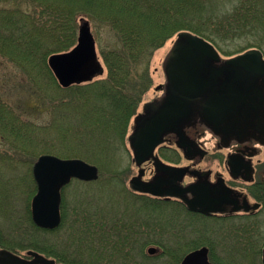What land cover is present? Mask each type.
Instances as JSON below:
<instances>
[{"label":"trees","instance_id":"trees-1","mask_svg":"<svg viewBox=\"0 0 264 264\" xmlns=\"http://www.w3.org/2000/svg\"><path fill=\"white\" fill-rule=\"evenodd\" d=\"M80 16L106 26L117 37L119 46L100 52L106 67L105 78L61 88L46 61L49 55L65 52L76 43V20ZM180 31L206 39L226 57L249 48L263 49L259 42L264 37V0H0V56L23 72L52 112L48 122L35 124L22 119L11 105L0 100V139L16 149L19 157L26 159L23 162L32 163L41 154L80 158L97 165L111 180H119L121 168L116 153L123 149L127 122L134 114L140 95L148 87L136 83L141 77L138 78L133 68L146 54ZM249 37L252 41L246 49L229 51L222 47L226 41ZM7 157L6 153H0V164L12 166L13 159ZM76 184L84 183L78 181ZM250 188L256 192L252 191L251 195L262 200L259 183L255 182ZM147 199L154 212L162 208L159 205L170 202ZM64 204L62 199V221ZM73 213L95 230L94 235L88 236V244L110 246L109 237L97 231L99 221H104L101 211L90 213L87 208L81 211L74 207ZM27 223L26 226L36 230L30 213ZM82 241L83 237L77 244ZM9 243L0 244L9 248ZM116 246L112 244L109 259L97 257L92 264L104 260L112 264L120 261L155 264V257L138 252L135 258L129 250H118ZM56 255L67 264L77 262ZM166 256L173 260L169 264L177 263L178 255Z\"/></svg>","mask_w":264,"mask_h":264},{"label":"water","instance_id":"water-1","mask_svg":"<svg viewBox=\"0 0 264 264\" xmlns=\"http://www.w3.org/2000/svg\"><path fill=\"white\" fill-rule=\"evenodd\" d=\"M47 66L61 88L89 82L102 74L87 19H79L75 45L68 51L49 55ZM162 71L165 80L162 94L143 105L127 137L133 162L139 167L128 182L129 188L155 197L176 198L188 211L206 216L258 207L257 202L249 205L245 197L240 203L226 186H210L209 171L168 165L153 153L165 136L173 134L176 147L186 159L203 158L206 152L185 133L186 128L196 124L209 130L224 146L258 140L264 135L262 52L252 48L221 60L210 42L181 31L163 60ZM148 160H152L154 174L150 180H143L141 165ZM228 164L235 178V164ZM31 175L36 187L30 202L31 220L39 228L53 230L61 222L62 188L71 180H97L98 168L80 158L41 154L31 166ZM185 175L195 181L182 185ZM155 251L154 247L147 250L149 254ZM208 252L207 246H200L187 252L179 264H213ZM31 253L49 262L36 252ZM0 264H21V260L9 250L0 249Z\"/></svg>","mask_w":264,"mask_h":264},{"label":"rangeland","instance_id":"rangeland-1","mask_svg":"<svg viewBox=\"0 0 264 264\" xmlns=\"http://www.w3.org/2000/svg\"><path fill=\"white\" fill-rule=\"evenodd\" d=\"M225 1L229 2L230 0ZM232 1L236 2L238 0ZM80 18L87 19L90 24L98 59L103 67L102 74L96 76L93 80L103 79L106 76V67L103 64L100 52L104 49L118 47V39L106 26L94 24L86 16H80ZM79 19L76 20L77 27ZM175 39L176 35L167 40L161 47L151 51L150 54H146L133 68V72L138 74V78L141 77V80L139 78L136 83L148 87L140 95L134 114L127 122L126 133L122 141L123 149H119V153H116L118 157L116 160L121 168L120 179L117 181L111 180L107 174L99 170L97 165L93 164L98 168L97 180L87 183L82 182L83 185H78L76 184L78 180H73L62 190V199L66 207L63 212V221L55 230L47 231L38 227L33 230L30 226H26L28 225V223L26 224V217L29 216L31 198L35 193L31 166L36 159L32 163L29 160H27L28 163L23 162L26 159L19 157L12 145L0 139V153H6L7 158L11 157L14 162L12 166L7 163L0 164V243L10 242L9 248L1 244L0 248L15 252L34 249L47 255L55 252L65 258L67 257L70 261H77L76 264H92V260L97 257L109 259L111 256L108 253L117 238L114 240L109 238L108 243H110V246L108 247L88 244V236L90 237V234L94 235L95 230L92 231L86 222H81L79 219L81 217L74 215L73 208L79 207L81 211L87 208L90 213L101 211V216L108 220H104L107 221L106 225L108 226L115 223L114 221L118 217L121 218L122 222L125 221V230L127 231L129 228L134 230L138 238L136 244H134L135 250L132 254V257L135 258L138 256V252L148 256L147 249L156 247V252L149 254L150 257L156 258L154 260L155 264H165L166 262L169 264L173 260H170L161 252L163 244L177 248L178 263L186 252L206 243L205 246L208 245L212 248L214 255L212 262L215 264H263L261 247L264 239V223L260 229L262 237L253 235L250 229L247 228V225L253 224L252 221L256 223L258 221L264 222V214H260L261 212L252 216L251 219L242 215L226 218L205 217L188 212L177 201H170L165 206L159 205L158 207L162 208L156 209L154 212L152 211L151 201H148L145 196L133 194L128 188V182L131 177L137 174L138 168L132 160L127 137L132 130L134 116L141 113L145 103L151 102L162 93V85L164 84L162 63ZM251 41V37L233 42L226 41L222 47L223 49H229V51L242 50L246 49ZM259 43L263 48L259 50L262 51L264 57V37ZM218 54L220 58H226L220 50ZM38 94L33 90L32 85L28 83L23 72L0 56V100L11 105L17 113H20L22 119L35 124H44L51 119L52 112L50 107L45 105L44 97ZM200 128L198 140L203 143L207 153L202 159L199 158L195 161L196 168L211 170L212 172H225L223 161L226 150L218 151L215 149V140L208 132L202 133V126ZM258 150V155L253 158V162L260 161L263 166L257 169L254 180L259 176V172L264 171V145H259ZM159 154L167 163H173L177 166H187L189 164V161L184 159L173 142L165 143ZM143 167L146 171L144 175L146 180L152 172V166L146 164ZM188 181L190 179L186 177L183 184ZM229 183L244 188V193H248V199L250 201L255 200V197L251 194H253L252 191L256 192L253 188H250L251 185L236 182ZM33 188L34 191L32 192ZM6 191L8 196H5ZM27 205L28 207H26ZM97 231L103 236L100 230ZM123 234L124 232L121 231L116 237ZM145 236H149V238H145ZM82 237V244H77ZM118 243L116 244L124 246V243ZM149 261L152 260L149 259ZM124 263L119 262V264ZM99 264H112V262L104 260ZM115 264H118V262H115Z\"/></svg>","mask_w":264,"mask_h":264},{"label":"flooded vegetation","instance_id":"flooded-vegetation-1","mask_svg":"<svg viewBox=\"0 0 264 264\" xmlns=\"http://www.w3.org/2000/svg\"><path fill=\"white\" fill-rule=\"evenodd\" d=\"M200 127H201L200 125L196 124L195 126L186 128L185 132L190 138L196 140L197 143L204 149L203 143L198 140L200 137L199 136L200 135L199 132L201 130ZM204 132H208L212 136V138L215 140V149H217L218 151L226 150L225 158L223 161V166H224L225 172H220V171L212 172L211 170H200V169L196 168L195 161L199 158L190 160L189 164L187 166L190 169H197L200 171H209V175H208L207 179H208L210 186H215L217 188L221 187V186H226V187L232 189L233 190L232 193L235 194V196L237 197V199L239 200L240 203L244 197L246 198V200L248 201V203L250 205H253L256 202L259 203V206L256 207L255 209H249L247 211L241 210L238 212L222 213V214L214 213V214H210L209 217L226 218V217H232L235 215H242L248 219H251L252 216H254L255 214H259L260 212H261L260 214H264V203H263L264 202V171L259 172L260 173L259 176L254 180L255 173H256L257 169L258 168L260 169L261 166H263V165L260 163V161L253 162V158L256 157L258 155V152H259L258 146L264 145V135H260L258 137V140L251 139V140L245 141L243 143L231 142L228 144V146H224L223 144L220 143L219 139L216 138L214 135H212V133H210L207 129L203 128L202 133H204ZM172 142L175 143V136L173 134H170L164 138L162 145H160L156 148L155 154L158 155L162 159V161H164V159L162 158L161 154H159L162 146L165 143H172ZM174 153L176 154V152H174ZM206 153H207V151H206ZM228 162L235 164V166H233V168H234L233 173H235V175H236L235 178L230 174L231 170H230ZM146 164H150L152 166V161L148 160L142 166H144ZM171 164H173V163H171ZM153 173H154V169L152 167V172H150V174H149L150 176L146 180H149L151 178V176L153 175ZM145 174H146V171L144 168V175ZM144 175L142 177L143 179H144ZM186 177H188L190 179V181L186 182L185 184H188V183L194 181V178H192L190 176H185V178ZM250 177H251V180L247 181L246 179L250 178ZM229 182H233V183L236 182V183H241V184H246V185H253L255 182L259 183V194H260V197L262 198V200H256L255 199L254 201H250L248 199V193H244V190H243L244 188H242L238 185H232ZM245 192H246V190H245ZM141 196H145L146 198H151V199L155 198V199H161V200H166V201L180 202L179 200H177L175 198L152 197V195L150 196L148 194H142ZM60 213H61V207H60ZM61 220H62V215H61ZM104 220H107V219L104 217ZM107 221H99L101 229H98V230H100L104 236H108L112 240L117 238L116 241H114V243H118V242L123 241L124 246H122V245L116 246V248L118 250L123 248V249L129 250V252L131 254H133V251L135 250L134 244H136V241L138 239L136 237L135 231L130 230V228L126 231L125 227H122L120 217H118V219L116 221H114L115 223H113L109 226L106 225ZM252 223L253 224H250V226L247 225L248 230L250 229V232L253 233V235H256L257 237H259V236L262 237V233H260V229H261L262 224L264 222L258 221V223H256L255 221H252ZM121 231H123L124 234L122 236L116 237V235L120 234ZM125 231L127 233H129V235H127V233ZM113 235H115V236H113ZM145 238H149V236L148 237L145 236ZM145 242L147 243L146 240H145ZM125 243H127V244L125 245ZM262 243L263 244L261 247V258H262V249L264 247V239H263ZM118 244H120V243H118ZM155 249L157 250L156 247H155ZM176 251H177L176 247H170V246L168 247V246H165L162 244L161 252L164 255H167V254L179 255L178 252H176ZM11 252L20 258L21 264H67V263L63 262L56 255L55 252H52V254H49V255H47L45 253H41V252L36 251L34 249H27L23 252H18V251L17 252L11 251ZM31 252H36L39 256H42L44 259L48 260L49 262L45 263L42 259L33 255ZM148 256L150 257L149 254H148ZM213 256L210 257V247H209L208 258H209L210 262H212ZM170 260H171V258H170ZM180 260H179V262H180ZM179 262L177 264H179ZM173 263L176 264L175 262H173ZM262 263H263V261H262Z\"/></svg>","mask_w":264,"mask_h":264},{"label":"bare ground","instance_id":"bare-ground-1","mask_svg":"<svg viewBox=\"0 0 264 264\" xmlns=\"http://www.w3.org/2000/svg\"><path fill=\"white\" fill-rule=\"evenodd\" d=\"M68 51V50H67ZM135 117V116H134ZM134 119V118H133ZM128 142V141H127ZM128 148H129V146H128ZM130 150V149H129ZM131 152V151H130ZM132 155V154H131ZM82 182V181H81ZM90 182H94V181H90ZM84 183H87V182H84ZM128 188H129V186H128ZM129 190L133 193V194H136L137 196H141L142 195V193H140V192H136V191H133V190H131L130 188H129ZM149 195V194H148ZM151 196V195H150ZM152 197H155V196H152ZM125 216H126V214H125ZM132 216V215H131ZM122 217V216H121ZM131 220V219H130ZM120 221H121V218H120ZM121 224L123 225L122 227H126V224H125V221L124 222H122L121 221ZM189 252V251H188Z\"/></svg>","mask_w":264,"mask_h":264}]
</instances>
